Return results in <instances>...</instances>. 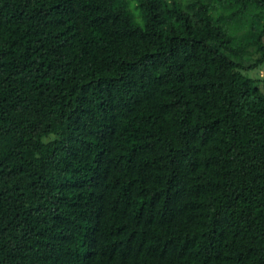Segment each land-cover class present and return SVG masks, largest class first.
I'll use <instances>...</instances> for the list:
<instances>
[{
	"label": "trees",
	"instance_id": "16d2710c",
	"mask_svg": "<svg viewBox=\"0 0 264 264\" xmlns=\"http://www.w3.org/2000/svg\"><path fill=\"white\" fill-rule=\"evenodd\" d=\"M0 0V264H264V0Z\"/></svg>",
	"mask_w": 264,
	"mask_h": 264
},
{
	"label": "rangeland",
	"instance_id": "374dc122",
	"mask_svg": "<svg viewBox=\"0 0 264 264\" xmlns=\"http://www.w3.org/2000/svg\"><path fill=\"white\" fill-rule=\"evenodd\" d=\"M134 0H129V4H130V10L137 16L138 11L134 9ZM263 67L260 68L258 75L262 76L261 78H264V64H262ZM263 90H264V86H263Z\"/></svg>",
	"mask_w": 264,
	"mask_h": 264
}]
</instances>
